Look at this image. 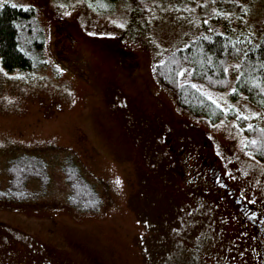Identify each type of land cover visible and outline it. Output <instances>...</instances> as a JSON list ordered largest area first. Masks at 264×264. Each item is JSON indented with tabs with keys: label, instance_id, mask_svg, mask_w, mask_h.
Returning <instances> with one entry per match:
<instances>
[{
	"label": "rangeland",
	"instance_id": "obj_1",
	"mask_svg": "<svg viewBox=\"0 0 264 264\" xmlns=\"http://www.w3.org/2000/svg\"><path fill=\"white\" fill-rule=\"evenodd\" d=\"M5 1L37 8L47 51L36 70L0 63L2 179L10 157L34 153L52 181L30 201H0V264H260L229 192L264 215V163L234 120L213 125L181 108L155 65L201 28L228 31L227 20L258 38L264 0H127L109 12L89 0ZM200 87L264 126L244 98ZM70 156L97 187V213L68 205Z\"/></svg>",
	"mask_w": 264,
	"mask_h": 264
},
{
	"label": "trees",
	"instance_id": "obj_2",
	"mask_svg": "<svg viewBox=\"0 0 264 264\" xmlns=\"http://www.w3.org/2000/svg\"><path fill=\"white\" fill-rule=\"evenodd\" d=\"M120 1L127 0H89L101 12L114 10ZM225 25L228 31L201 28L186 45L167 53L155 65V74L164 87L176 94L181 108L188 113L205 118L213 125L234 120L245 137L247 154L264 163V126L250 122L233 104H219L200 87L228 91L231 102L244 98L264 114V33L254 38L245 32L233 33L234 28L229 30L231 20ZM46 44V29L36 7L9 1L0 4V63L6 72L44 66ZM73 159L70 156L61 165L69 186L68 205L85 214L97 213L103 200ZM1 162L0 159V201L21 204L47 193L52 179L48 161L41 154L10 157L5 181ZM32 181L38 182V191L31 189Z\"/></svg>",
	"mask_w": 264,
	"mask_h": 264
},
{
	"label": "flooded vegetation",
	"instance_id": "obj_3",
	"mask_svg": "<svg viewBox=\"0 0 264 264\" xmlns=\"http://www.w3.org/2000/svg\"><path fill=\"white\" fill-rule=\"evenodd\" d=\"M214 174L215 172L211 170ZM220 180V179H219ZM218 180V177H214V181L218 182V185H222ZM221 187H224L223 185ZM232 203L236 206L240 213L244 215L245 221L252 227L257 235L259 245L260 264H264V215L260 212H256L251 208L249 204L243 201L241 197H231ZM229 196V195H228Z\"/></svg>",
	"mask_w": 264,
	"mask_h": 264
}]
</instances>
